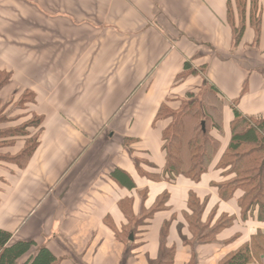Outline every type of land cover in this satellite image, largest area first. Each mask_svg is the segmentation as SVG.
Wrapping results in <instances>:
<instances>
[{
	"label": "crops",
	"instance_id": "1",
	"mask_svg": "<svg viewBox=\"0 0 264 264\" xmlns=\"http://www.w3.org/2000/svg\"><path fill=\"white\" fill-rule=\"evenodd\" d=\"M243 1L0 0V230L33 243L20 263L264 264V213L222 160L236 114L264 120V0ZM26 95L30 118L10 109ZM194 105L187 135L207 119L218 142L197 179L165 149Z\"/></svg>",
	"mask_w": 264,
	"mask_h": 264
},
{
	"label": "trees",
	"instance_id": "2",
	"mask_svg": "<svg viewBox=\"0 0 264 264\" xmlns=\"http://www.w3.org/2000/svg\"><path fill=\"white\" fill-rule=\"evenodd\" d=\"M234 1H236L237 7L244 4L243 0ZM242 28L243 26H239L235 30V41L240 37ZM7 81L8 75L5 77L2 75L0 87ZM195 108L198 110L195 105L187 106L178 121L174 123L172 131L168 130L165 134L167 143L165 146L167 152L166 172L190 176L192 179H197L205 171L206 165L218 146V142L207 134L206 125L202 126V123H206L207 119L206 122L198 121L193 131L187 135L185 119L199 114V110L195 112ZM26 127L29 125L24 124L21 131L23 132ZM35 146L36 138L28 139L17 159L25 162ZM11 160L16 161V158ZM222 160L224 165H231L237 171L236 174L240 180L238 186L245 190L240 206L245 209L244 205L249 199L251 202L259 201L264 204V120L246 119L236 114L231 124L230 143ZM228 187L233 186L230 184ZM10 238L9 233L0 230V264H55L56 260L44 248L39 249L34 257L20 263L19 259L28 252L33 243L17 242L9 245ZM246 253L247 250L234 255L231 261L240 264ZM169 262L170 259L165 264Z\"/></svg>",
	"mask_w": 264,
	"mask_h": 264
},
{
	"label": "rangeland",
	"instance_id": "3",
	"mask_svg": "<svg viewBox=\"0 0 264 264\" xmlns=\"http://www.w3.org/2000/svg\"><path fill=\"white\" fill-rule=\"evenodd\" d=\"M28 98H29L28 96H22L21 99L18 100L17 103L14 104L10 108L11 111H12V113H17V114H20V113L22 114L23 113V116L24 117L26 116V117H29L30 118V116H29L30 114L28 112H26L25 106L23 105V103L26 102V100L27 101H30V100H28ZM19 101H20V103H19ZM2 115H5V114H3V111H0V119L3 117ZM36 121H37L36 118L35 119L34 118L29 119L27 122H25V125L27 124L29 126H33L34 127L35 124L37 123ZM256 204H258V205H256ZM244 208L245 209L257 208V210H258L259 213L262 214L264 212V204L263 203L261 204L259 201H257V202H255V201L254 202H251V199H249L245 203Z\"/></svg>",
	"mask_w": 264,
	"mask_h": 264
},
{
	"label": "water",
	"instance_id": "4",
	"mask_svg": "<svg viewBox=\"0 0 264 264\" xmlns=\"http://www.w3.org/2000/svg\"><path fill=\"white\" fill-rule=\"evenodd\" d=\"M202 126H203V124H202Z\"/></svg>",
	"mask_w": 264,
	"mask_h": 264
}]
</instances>
